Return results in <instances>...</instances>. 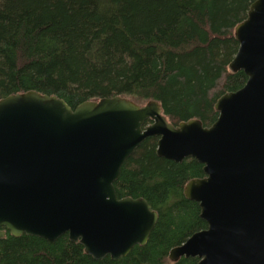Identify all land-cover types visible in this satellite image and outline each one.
<instances>
[{
  "label": "water",
  "instance_id": "water-1",
  "mask_svg": "<svg viewBox=\"0 0 264 264\" xmlns=\"http://www.w3.org/2000/svg\"><path fill=\"white\" fill-rule=\"evenodd\" d=\"M235 38L229 69L248 80L217 101L210 127L197 119L174 126L158 102L122 96L75 110L35 91L1 99L0 241L6 230L50 242L68 235L98 261L145 246L159 215L143 198L119 199L115 183L126 160L155 137L160 158L195 159L206 175L191 180L184 195L199 203L208 227L169 259L264 264V0L250 6Z\"/></svg>",
  "mask_w": 264,
  "mask_h": 264
},
{
  "label": "trees",
  "instance_id": "trees-1",
  "mask_svg": "<svg viewBox=\"0 0 264 264\" xmlns=\"http://www.w3.org/2000/svg\"><path fill=\"white\" fill-rule=\"evenodd\" d=\"M255 1L0 0V100L35 91L75 110L122 96L158 102L174 126L197 119L210 127L217 101L247 83L229 65L239 49L235 29ZM158 140L147 138L115 183L119 199L143 198L159 215L145 246L98 261L68 235L50 242L4 229L0 264H199L172 262L169 253L208 227L199 203L184 195L206 176L204 166L160 158Z\"/></svg>",
  "mask_w": 264,
  "mask_h": 264
}]
</instances>
